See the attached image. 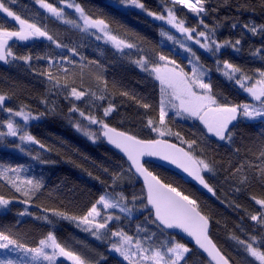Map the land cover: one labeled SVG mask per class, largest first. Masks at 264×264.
<instances>
[{
    "label": "trees",
    "instance_id": "trees-1",
    "mask_svg": "<svg viewBox=\"0 0 264 264\" xmlns=\"http://www.w3.org/2000/svg\"><path fill=\"white\" fill-rule=\"evenodd\" d=\"M45 2L61 6L60 0ZM74 2L91 17L104 19L113 34L136 44L137 48L126 49V54H121L92 35L47 14L37 5V0H4L5 6L16 15L29 23H36L67 47L56 48L44 38L12 41L9 46L14 56H31V60L26 62L14 59L9 64L0 62V94L8 97L5 107H11L14 111L23 108L40 117L27 129L39 141L38 144L25 146L20 145L15 137H0V165L4 168L22 167L20 173H9V176L16 178L18 175L20 181L32 179L43 185L30 202L25 204L24 201L28 198L21 192H16L6 179L0 178V195L12 201L0 211V230L9 232L30 247L36 246L39 239L52 231L59 242L86 256L91 264H127L111 253V237L105 235L96 239L77 227L76 223L52 217L51 212H44L46 208L59 209L69 215L80 216L101 194L111 192V177L118 175L119 190L124 192L128 200L131 201L133 195L138 197L135 206L129 203L128 207L133 211L141 208L144 212H134L130 218L122 216L113 225L123 228L127 234L136 238L150 236L152 247H166L170 240L183 243L190 249L186 255L187 264H210L198 250L181 238L157 227L152 214L141 203L143 186L129 172L126 159L109 148L102 139L93 143L81 135L74 126L76 123L81 124L78 113H71L69 109L74 103L81 111L91 113L98 119H105L110 127L142 139L156 138L155 132L146 126V122L148 118L157 119L161 99L159 83L144 73L134 61L141 56L155 59L160 53L176 60L189 74L194 65L202 66L206 70L205 82L211 83L212 94L219 102L250 103L243 90L234 81L226 79L223 69H218L217 61L221 64L228 61L239 67L245 75L259 79L257 70H264V32L253 34L243 25L258 29L264 26V0H208L205 4L208 10L204 17L205 24L216 29L218 41L235 43L239 40L240 45L238 51L223 48L215 56L193 47L199 57L198 64L178 43L161 35L163 31L176 40H182L177 33L145 13L117 7L110 0ZM141 2L147 12L157 14H162L167 7H173L169 0ZM175 9L177 17L184 20L187 27L204 30L197 18L186 9L179 5ZM0 28L15 31L18 30V22L0 12ZM71 48H76L79 55H72ZM48 57L56 63L50 65ZM64 57L74 63L69 65L65 62L61 65L59 61ZM64 68L68 69L67 74L64 73ZM49 71L61 85H67L69 89L76 87L86 93L105 95L106 101L101 102L89 95L79 101L66 98V91L53 89L45 75ZM102 103L105 107L108 103L115 106L116 110L107 118L102 116ZM142 103H148L151 107L144 109L140 106ZM7 121L8 113L0 108V132H6L4 127ZM167 126L173 133L179 132L184 140H195L194 155L214 163V177L206 178L214 189L215 197L212 198L207 192L170 170L151 163L146 164L147 168L165 183L172 184L197 201L201 213L209 217L212 239L231 259L232 264H259L248 256L237 241L248 240L253 235L258 239L264 236V229L250 219L251 215L260 212V206L252 197L264 199V178L255 167L246 166L236 177L228 176V170L237 164L260 163L258 156L260 146L264 144V121H246L240 118L232 127L231 142L214 139L199 121L180 119L175 114L168 115ZM166 139L180 145V141L174 136ZM41 144L43 148L40 147ZM18 145L24 147L25 151L21 152ZM241 175L248 177L246 184L239 183ZM45 215L53 219L54 223L49 225L43 220ZM146 245L149 246L148 243ZM5 254L6 250H0V257ZM57 264L71 262L60 260Z\"/></svg>",
    "mask_w": 264,
    "mask_h": 264
},
{
    "label": "snow or ice",
    "instance_id": "snow-or-ice-1",
    "mask_svg": "<svg viewBox=\"0 0 264 264\" xmlns=\"http://www.w3.org/2000/svg\"><path fill=\"white\" fill-rule=\"evenodd\" d=\"M207 2L208 0H195V2L193 0H169L173 7L165 9V13H148L182 34L183 39L176 40L174 36L161 32L162 36H167L168 40L178 43L185 52L189 53L196 64L199 63V57L193 51V45L199 46L200 49L213 56L220 53L223 48H233L234 51H238L240 45L239 40L233 43L231 41L220 42L216 39V29L214 27L209 28L204 22V17L208 14L205 7ZM37 3L53 17L94 36L97 40H103L121 54H126V49L137 48L136 44L113 34L104 19L93 18L86 14L85 10L74 0H60V3L65 4L69 9H74L75 13L78 14V21L65 19L63 7L57 8L52 3L45 2V0H37ZM120 3L147 11L141 0H120ZM176 5H181L192 13L204 30L186 27L185 21L176 16ZM0 12L6 13L8 17H12L14 21L18 22V30L9 31L6 28H0V61L7 62L9 57L23 59L26 62L31 60V56H14L9 46V40L13 38L19 41L44 38L54 44L56 48L67 47L54 39L52 35L36 23H29L28 20L16 15L5 6L4 0H0ZM243 27L253 34L258 31L264 32V26L258 29L255 26L249 28V25L245 24ZM70 52L74 56L79 55L76 48H71ZM47 59L50 65L56 63L51 57ZM81 59L83 58L81 57ZM65 62L69 65L74 63L67 57L61 58L59 61L61 65ZM134 63L159 83L161 99L158 103V116L156 120L148 118L146 122V126L157 134V138L142 139L135 135H129L127 132L118 131L116 128L110 127L105 119H98L91 113H85L73 103L69 109L70 112L78 113L79 117L87 122L88 127L84 128L80 123H76L74 126L93 141L106 139L109 144L113 145L126 157L129 172L143 178L144 187L142 197H140L141 203L152 214L153 222L157 224L161 231L179 229L186 233L188 237L194 239L195 245L207 254L210 264H232L231 259L216 246L209 236V217L201 213L197 201L172 184L165 183L159 176L149 171L145 166L147 162L144 157H157L175 165L202 185L203 188L215 194L214 189L208 183V178L214 177L216 172L214 163L194 155L195 140H184L179 132L173 133L168 128L167 117L169 111L174 110L176 116L198 120L203 124L207 133L212 134L219 141L231 142L233 140V122L238 117L242 116L249 120L264 119V70H257L259 79H253L245 75L234 64L228 61L221 64L217 61V67L223 69V75L230 81H234L253 101V103L229 104L219 102L212 94V85L210 82H205L206 70L202 66L197 67L194 65L191 74H189L177 64L176 60L170 59L168 55L163 53L158 54L155 59L141 56ZM63 71L67 74L68 69L64 68ZM45 75H47L53 89L59 88L68 93L66 98L79 101L89 95L94 96L96 100L101 102H105L107 99L105 95L86 93L77 90L76 87L69 89L67 85H61L51 71L45 73ZM7 99L8 97L0 94V108L7 112L10 117H18L24 124H27L30 120L40 118L38 115L33 116L23 108L14 111L11 107H5ZM140 106L144 109L151 107L148 103H142ZM100 107L104 118L109 117L116 110L111 103H108L106 107L102 103ZM92 126H96V128L93 129ZM6 127L7 131L0 132V137H17L22 144L24 142L39 143L35 137L28 133L26 128L20 124H14L12 118L8 119ZM172 136L180 141V145L171 143L166 139V137ZM18 147L20 146L18 145ZM40 147L43 148L44 146L41 144ZM20 151L24 152L25 148L20 147ZM236 151L238 152L239 149ZM258 159L260 161L258 165L237 164L230 167L228 176L236 177L247 166L248 168L255 167L258 169L260 176L264 178V144L260 146ZM22 170V167L4 168L0 165V178L6 179L15 188L16 192H21L27 197L28 199L24 203L28 204L43 185L41 182L32 179L20 181L18 175L16 178L9 176V173L18 174ZM111 179L113 181L110 186L111 192L105 191L101 194L96 202L92 203L80 216L69 215L59 209L46 208L44 212H51L52 217L76 223L77 227L90 233L96 239H101L105 235L113 238V242L110 244L111 250L119 253L124 260L129 261V264H181V262L187 264L186 255L190 252V249L183 243L170 240L169 245L166 247H152L153 241L150 236L144 237L143 240L136 239L134 241L133 237L125 233L122 228L116 225H113L112 228L109 227L113 221L121 219L113 210L118 209L120 213L131 214L133 209L128 207V204L132 203L135 206L138 199L136 195H133L132 200L129 201L124 192L119 190L118 175L112 176ZM238 180L240 184H246L248 177L241 175ZM23 185L28 187L25 188ZM252 199L260 206V212L251 215L250 219L257 222L264 229V199H257L254 196ZM11 202V200L0 195V207L7 206ZM42 219L47 221L49 225L54 223L53 219L47 215L43 216ZM115 238L119 239L116 240ZM237 242L244 248L249 257L254 258V261H258L259 264H264V250H261L264 248V236L258 239L257 236L253 235L248 240H238ZM145 243H148L149 246L145 247ZM0 250H6V254L0 257V264H43V262L56 264L57 258H66L71 261V264H91L86 256L70 250L66 245L59 242L52 231H49L44 238L39 239L36 246L30 247L21 243L9 232L0 230Z\"/></svg>",
    "mask_w": 264,
    "mask_h": 264
},
{
    "label": "rangeland",
    "instance_id": "rangeland-1",
    "mask_svg": "<svg viewBox=\"0 0 264 264\" xmlns=\"http://www.w3.org/2000/svg\"><path fill=\"white\" fill-rule=\"evenodd\" d=\"M110 1H111L115 6H117V7H120V8H123V9H129V8H130V9H133V10H135V11H137V12L145 13L146 15H148V16H149L151 19H153L154 21L159 22V23H161V24H163V25H166L164 21L157 20V19H155V17L150 16V15L148 14L149 12L145 11L144 9L136 8V7H133V6H130V5H126V4H121V3H120V0H110ZM193 2H195V0H193ZM37 5L41 8V6H40L39 3H37ZM179 6L183 8V6H181V5H179ZM55 7H57V8H61V7H63V8H64L65 19H67V20H76V21H78V14L75 13L74 9H69V8H67L65 4H61V6H55ZM167 8H170V7H167ZM167 8H165V9H167ZM41 9H42L43 11H45L47 14L51 15L50 13L47 12L46 9H43V8H41ZM165 9L163 10V13H165ZM186 10H187V9H186ZM187 11H188V10H187ZM163 13H162V14H163ZM189 13H190V12H189ZM190 14H191L194 18H196L192 13H190ZM51 16H52V15H51ZM176 16H177V15H176ZM166 26H167L168 28H170L171 30H173L175 33H177V34L183 39L182 34L178 33L175 29H172L171 26H168V25H166ZM185 26L187 27L186 24H185ZM93 37H94V36H93ZM94 38H95V37H94ZM95 39H96V38H95ZM12 41H19V40L13 38L12 40H9V43L12 42ZM98 41H100V42L106 44L103 40H98ZM23 42H24V41H23ZM106 45L112 47L110 44H106ZM193 47H195V48H199V46H195V45H193ZM112 48H113V47H112ZM113 49H114V48H113ZM13 61H14V59H13L12 57H9L8 60H7V62H5V61H0V62H2L3 64H9V63H11V62H13ZM191 65H192V61H191ZM143 72H144V71H143ZM144 73H145V72H144ZM226 79H228V78L226 77ZM245 94H246L247 97L249 98L250 103H253L252 98H251L247 93H245ZM169 114H175V113H174V110H173V111H169ZM33 116H34V115H33ZM77 116L79 117L78 114H77ZM177 117L180 118V119H184V120H194V121H198V120H195V119H186V118H184V117H180V116H177ZM9 118H12V119H13L14 124H20L22 127L26 128V130L28 129V126H29L31 123L38 121V119H33V120L28 121L27 124H24V122H22L21 119L18 118V117H10V115L8 114V119H9ZM241 118H243V119L246 120V121H259V120H263V121H264V119H262V118H256L255 120H249L248 118H245V117H242V116H241ZM39 119H40V118H39ZM78 121L81 122V124H82L81 126H82V127H84V128L88 127V126H87V122L84 121L82 118L79 117ZM200 123H201V122H200ZM6 125H7V124H5L4 129L7 131V127H6ZM92 128L95 129L96 126H92ZM79 133H81V135L87 137V138H88L91 142H93V143H97V142L100 140V139H96L95 141H93V140L90 139L88 136L84 135L83 132L79 131ZM155 136H156V138H157V134H156V133H155ZM15 138H17V137H15ZM17 139H18V138H17ZM18 140H19V139H18ZM19 143H20V145H22V143H21L20 141H19ZM31 144H32V143H29V142H24V143H23V145H25V146H28V145H31ZM5 208H6V206L0 207V211H3ZM140 210H141V212H144V209H141V208H140V209H136L135 211H132L131 214H128V213H120L118 209H117V210H113V211H115V213H116L117 215H119L121 218H122V216H126V217L130 218V217H132V216L134 215V212L139 213ZM120 220H121V219H120ZM115 222H117V221H113L112 224L109 225V227H111V225H113V223H115ZM118 222H119V221H118ZM120 228H121V227H120ZM122 229H123V228H122ZM102 231H103V230H102ZM123 231L125 232L124 229H123ZM125 233H126V232H125ZM128 235H129V234H128ZM129 236H130V235H129ZM131 237H133V236H131ZM111 239L113 240V238H111ZM115 239L118 240L119 238H115ZM136 239H140V238L133 237V240H134V241H135ZM141 240H143V239H141ZM144 246H145V247H148V245H146V243H145ZM110 251H111L112 254H115V255H117L119 258H121L122 260H124L123 257H121V256L119 255V253H116L115 251L111 250V248H110ZM60 260H67V259H66V258H57V262L60 261ZM67 261H68V260H67ZM124 261H125L127 264H129V261H126V260H124ZM57 262H56V264H57ZM69 262H71V261H69ZM43 263L47 264V262H43Z\"/></svg>",
    "mask_w": 264,
    "mask_h": 264
},
{
    "label": "water",
    "instance_id": "water-1",
    "mask_svg": "<svg viewBox=\"0 0 264 264\" xmlns=\"http://www.w3.org/2000/svg\"><path fill=\"white\" fill-rule=\"evenodd\" d=\"M237 121V120H236ZM236 121L233 122V124L236 123ZM118 130V129H117ZM118 131H121V130H118ZM213 138H216L213 136ZM218 139V138H217ZM105 144L111 148L112 150H114L118 155L122 156L123 158L126 159V157H124V155L118 150L116 149L113 145L109 144L106 139H102ZM170 142V141H169ZM172 143V142H171ZM144 160L147 162V163H152V164H155V165H158L162 168H165L167 170H170L176 174H178L179 176H181L182 178L186 179L187 181H189L190 183L194 184L196 187L200 188L202 191L204 192H207L208 195H210L212 198L215 197V195L211 192H209L207 189L203 188L202 185H200L198 182H196L195 180H193L191 177L188 176L187 173H184L182 169H179L177 168L175 165H172L170 164L169 162H166V161H163V160H160L159 158L157 157H144ZM146 163V164H147ZM145 164V166H146ZM147 167V166H146ZM150 171V170H149ZM134 176L136 177V179L142 184V186L144 187L143 185V178L142 177H139L138 175H135ZM166 231H169L171 232L172 234L178 236L179 238H181L183 241H185L186 243H188L191 247L195 248L196 250H198L203 257H205V259L207 261L210 262V259L207 257V254L203 252L202 249H199V247L197 245H195V241L193 238L191 237H188L186 233H183L181 230L179 229H168ZM209 236L211 237L210 235V228H209ZM212 239V237H211ZM212 241L214 242V240L212 239ZM215 243V242H214ZM216 244V243H215ZM217 246V245H216ZM218 247V246H217ZM219 248V247H218Z\"/></svg>",
    "mask_w": 264,
    "mask_h": 264
}]
</instances>
